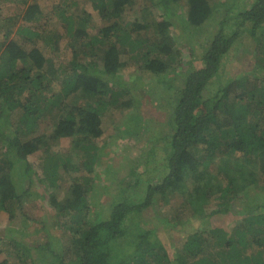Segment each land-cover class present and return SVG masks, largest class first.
Returning a JSON list of instances; mask_svg holds the SVG:
<instances>
[{"label":"trees","instance_id":"16d2710c","mask_svg":"<svg viewBox=\"0 0 264 264\" xmlns=\"http://www.w3.org/2000/svg\"><path fill=\"white\" fill-rule=\"evenodd\" d=\"M20 1V13L0 14V209L9 220L16 208L24 210L36 180L28 158L41 151L43 175L37 185L44 184L65 240L54 247L49 236L30 240L0 224V264H264V0L225 6L233 23L222 21L196 52L189 45L201 65L184 75L182 86H173L177 94L168 114L173 125L163 132L161 175L147 180L143 197L134 198L138 174L116 181L108 216L96 223L89 194L105 187L94 183L111 177V169L101 167L110 152L97 142L102 119L110 108L141 103L126 97L131 90L114 75L133 53L139 68L167 76L163 83L175 79L183 58L178 43L189 37L185 30L208 19L216 6L210 0H90L88 10L71 0L58 14L42 17L40 3ZM136 4L140 10L164 11L153 24L152 40L130 34L147 26L139 15L128 30L120 23L124 6L133 10ZM12 33L17 37L10 39ZM243 37L250 38L262 63L253 61L236 80L237 95L222 97L229 93L232 82H227L210 97L215 99L211 106L201 107L205 86L219 77L225 55ZM68 139L79 154L76 164L71 148L64 146ZM81 167L84 174L70 178ZM167 193L178 194L181 202L164 214L153 201L156 196L167 202ZM146 209L152 210L149 221L141 219ZM227 216L231 222L221 224ZM21 227L28 230L27 224ZM168 235L177 248L167 247Z\"/></svg>","mask_w":264,"mask_h":264},{"label":"rangeland","instance_id":"374dc122","mask_svg":"<svg viewBox=\"0 0 264 264\" xmlns=\"http://www.w3.org/2000/svg\"><path fill=\"white\" fill-rule=\"evenodd\" d=\"M30 1H35L41 4L42 10L44 12L42 17L51 15L53 13L58 14L62 9H65L66 6H69L68 4L70 2H72L71 0ZM225 1L229 3L231 0H210L211 4L216 6L212 15L201 24L196 26L195 29L188 28V30H185V34H189V37L178 43V46L183 49V58L181 61L179 74L176 75L175 79L169 80V83L167 84L163 83V80L168 77L164 76L157 78L149 71L139 68L137 63L134 61L133 53H130L132 58L129 59L127 63L119 69L118 73L114 75L123 79L125 85H127L131 90V92L126 95V97L132 96L135 100L141 101L142 104L140 103L136 108L134 107L130 109L110 108L102 119L103 133L97 139V142L100 146L108 148V151L110 152L108 155L106 154L107 156L101 160V167L111 169V177L109 176L107 179L103 180L100 179L98 182L94 183V186L104 185L105 187L96 189L95 192L91 191L89 194V205L91 206L90 217L93 223L99 222L101 218L103 219V217L108 216L109 205L111 204L113 196L116 195V181L121 180L126 176L131 177V175L138 174L140 181L139 184L134 187V198L135 196L143 197L144 189L147 186V180L153 175H161L165 158V150L162 145V139L164 138L163 132L169 131L171 129L170 126L173 125L171 117L168 116V114L171 112L170 104L173 102L177 94L173 86L175 85L176 87H179L182 82H184V75H186L190 69L201 65L200 60L190 55L189 45H194L195 47L193 50L195 51L198 49V43L203 40L206 35H212L217 30L218 25L222 21H224V23L227 21L228 23L226 24L228 25L233 23L232 16L225 13V8L227 9L225 6H231L235 2H239V0H233L228 5L225 3ZM240 1L244 2V0ZM75 2L76 6H85L88 10L92 9L90 0H75ZM70 6L75 5L73 3ZM180 6L182 10L185 4ZM23 9V3L20 0H6L5 2L0 1L1 16L7 15L9 17L10 15L20 13ZM163 12L164 11L162 9L158 7L155 8L154 6L147 8L144 7L140 10L136 4L135 9L131 10L129 5H125L123 13L124 15L120 20V23L126 27V30H128L131 25L130 20L134 17V14L139 15V21L146 24L147 26L142 30L134 31L130 34H132L133 37L142 40L145 39L148 41L149 37L152 40V34L154 31L153 24L161 19V13ZM99 22L100 20L98 19L94 20L96 25H99ZM39 23L40 22H38V24ZM20 24H24V22L20 21ZM43 27L47 30L46 25H43ZM55 31L59 32L60 28H57ZM172 33L178 37V31L172 30ZM179 36L182 38L181 34H179ZM14 37L17 36L12 33L10 39ZM247 38L243 37L237 41L234 47L230 49L229 53L225 55L222 67H220L219 77L211 80L203 90L202 94L205 102L201 105V107L212 105L215 99L210 97H214L221 84L232 82L229 86V93L227 96L224 94L222 96L223 98H229L237 95L240 92V89L239 87H236V80L241 78L242 75L245 76V74L251 70V63L253 61L262 63V59L256 57V54L251 50L253 49L252 41L249 37ZM37 44L39 46H44L43 41H39ZM145 45L148 47L149 43H145ZM47 50V48L43 49V52H45L48 57ZM144 50L145 49L142 51ZM60 52L61 50L58 53ZM67 53L69 55V51H67ZM62 58L66 60L68 57L63 56ZM248 80L253 81L250 76ZM248 87L251 88V86ZM164 88H169L167 93V97L169 98L168 101L165 100L167 97H165V94H163ZM158 99L162 101L159 103V105L157 104ZM65 142L66 143L64 146L71 148V162L74 164L78 163L80 158L73 142H71L69 139L65 140ZM111 142L118 143L119 146L112 145ZM119 147L122 148L121 152ZM106 148L103 150L105 151ZM118 152H120V154ZM122 154H126V157H123ZM28 160L30 162V168H32V172L36 174L35 182L33 180L31 181L33 195L26 197L23 211L18 208L14 210V216L11 220L8 219V213L0 209V224L7 225V227L11 228L10 231H14L19 236L24 235L30 240H35V238L40 235L39 237H41V241H44L43 238H45V236H49L50 238L48 237V239L51 240L52 245L54 247H58L63 243L65 237L61 233L62 229L56 227L55 225L56 219L53 218V210L48 205L47 196L45 191L42 189L44 184H42V187L37 185L39 178L43 175L41 167L43 155L41 151L29 155ZM81 174H84L83 167H81V170L71 173L70 178L79 176ZM91 175L92 173H90L88 176ZM109 180H113V183L111 184ZM261 193L263 194V191ZM168 195L169 194L167 193L165 196V199H169L167 202L161 201L162 197L159 198L155 196L153 208L162 211L164 214H167L170 208L175 209L181 202V197L178 194H170V196ZM151 213L152 210H143L141 213V219L143 221H149L151 218L149 214ZM24 214L26 221L23 223L22 220ZM229 217L230 216L223 217L220 220V223L228 224L231 222ZM21 224H27L28 230L24 231L21 227ZM192 226H194L193 222L190 223L186 229H191ZM46 228V233H50L49 235L44 234ZM163 231L165 230H161V232ZM169 239L170 241L167 244V247L177 248L179 243L177 241H173L171 236H169ZM10 250L11 247L9 248V251ZM11 259L14 261L13 257H10V260Z\"/></svg>","mask_w":264,"mask_h":264},{"label":"clouds","instance_id":"9594fccd","mask_svg":"<svg viewBox=\"0 0 264 264\" xmlns=\"http://www.w3.org/2000/svg\"><path fill=\"white\" fill-rule=\"evenodd\" d=\"M79 165V164H78Z\"/></svg>","mask_w":264,"mask_h":264}]
</instances>
